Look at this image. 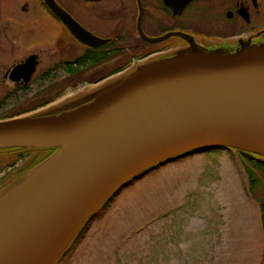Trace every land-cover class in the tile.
I'll list each match as a JSON object with an SVG mask.
<instances>
[{
	"label": "water",
	"instance_id": "obj_1",
	"mask_svg": "<svg viewBox=\"0 0 264 264\" xmlns=\"http://www.w3.org/2000/svg\"><path fill=\"white\" fill-rule=\"evenodd\" d=\"M44 3L79 40L99 44L55 0ZM29 65L34 57L20 69ZM11 148L55 152L0 195V264H56L84 223L148 172L215 148L264 157V47L180 56L73 110L0 123V149Z\"/></svg>",
	"mask_w": 264,
	"mask_h": 264
},
{
	"label": "flooded vegetation",
	"instance_id": "obj_2",
	"mask_svg": "<svg viewBox=\"0 0 264 264\" xmlns=\"http://www.w3.org/2000/svg\"><path fill=\"white\" fill-rule=\"evenodd\" d=\"M55 1L99 44L79 40L44 0H38L36 29L21 0L0 29L6 34L0 35V123L73 110L143 68L180 56L228 57L264 47V0H71L70 6ZM45 28L51 30L46 40ZM171 33L180 34L152 41ZM31 57L35 70L30 65L20 69ZM19 151L0 149V169ZM26 152L25 164L30 160ZM18 171L0 181L19 182L25 174L15 175Z\"/></svg>",
	"mask_w": 264,
	"mask_h": 264
},
{
	"label": "rangeland",
	"instance_id": "obj_3",
	"mask_svg": "<svg viewBox=\"0 0 264 264\" xmlns=\"http://www.w3.org/2000/svg\"><path fill=\"white\" fill-rule=\"evenodd\" d=\"M24 2L37 29L38 0ZM20 3L0 0V29ZM34 33L31 29L30 36ZM50 33L45 28V40ZM10 158L16 165L11 174L28 163L14 154ZM10 166L2 165L0 176L9 175ZM257 175L251 192L245 162L222 149L152 170L124 187L58 264H264V174ZM2 180L0 191L15 184L11 177Z\"/></svg>",
	"mask_w": 264,
	"mask_h": 264
},
{
	"label": "trees",
	"instance_id": "obj_4",
	"mask_svg": "<svg viewBox=\"0 0 264 264\" xmlns=\"http://www.w3.org/2000/svg\"><path fill=\"white\" fill-rule=\"evenodd\" d=\"M215 149H222V150H228L231 152H235L236 154H238L241 158L242 161L245 162L246 164V171L249 177V181H250V187L249 190L252 192L257 180H258V173H262L264 174V157L254 154V153H250V152H246V151H241V150H237V149H232V148H215ZM55 150H42V151H37L36 153L30 151L28 152V157H30V159L32 161H30L28 164L25 165V167H23L22 169H20L15 175H19V176H23L25 173H28L26 171V169L29 167L30 171L32 169H34L38 164L44 162L45 160H47L52 154H54ZM197 152V151H196ZM196 152H192L187 154L186 157L193 155ZM199 152V151H198ZM201 153H203V150H201ZM26 153H15L14 155H16L17 159H23ZM39 158V159H38ZM184 158V157H183ZM38 159V160H37ZM10 164V167H13L15 165V163H11V162H4L3 165H7ZM27 174H25L23 177H25ZM136 180V179H135ZM120 191L116 192L111 198H109L108 201H106L102 207L99 208V210L90 218L86 221V223L80 228V230L77 232V234L74 236V238L72 239V241L70 242V245L68 246V248L66 249V251L63 253L62 257L66 256L72 247H74L79 241L80 239L84 236L85 232L87 231V229L89 228V225L91 223V221H93V219L98 215V213H100L102 210H104L105 208H107L112 201L114 200V198L119 194ZM261 208V212H262V219H263V225H264V202H261L260 205ZM264 227V226H263Z\"/></svg>",
	"mask_w": 264,
	"mask_h": 264
}]
</instances>
